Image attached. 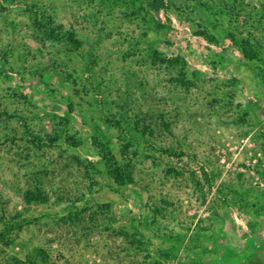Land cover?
<instances>
[{
  "label": "rangeland",
  "instance_id": "rangeland-1",
  "mask_svg": "<svg viewBox=\"0 0 264 264\" xmlns=\"http://www.w3.org/2000/svg\"><path fill=\"white\" fill-rule=\"evenodd\" d=\"M165 3L0 0V264H264V0Z\"/></svg>",
  "mask_w": 264,
  "mask_h": 264
},
{
  "label": "trees",
  "instance_id": "trees-1",
  "mask_svg": "<svg viewBox=\"0 0 264 264\" xmlns=\"http://www.w3.org/2000/svg\"><path fill=\"white\" fill-rule=\"evenodd\" d=\"M148 5L155 11L159 10H167L168 5L165 3V0H148ZM43 32L50 38H58V33L56 29L49 28L43 30ZM67 38L70 42H72L76 47H79V41L72 35L71 33L67 34ZM240 53L243 55V57L246 59V61L251 62L253 60H259L257 52L249 47H245L241 44L235 45ZM252 68V67H251ZM1 74V72H0ZM257 77L264 82V68H260L257 72ZM106 123H110L111 121L109 119H105ZM117 128H120V124L116 123L114 124ZM149 128V127H145ZM144 133V131H143ZM122 137V144H121V153L123 156V162L121 164L117 163L114 158L108 156L107 161L109 162L107 165V171L109 176L112 178L114 183L121 187L125 186L128 183L133 182V172H132V166L131 161L132 158L129 154L130 146L133 144V138L134 136L126 137L127 135H123ZM72 138L68 140V142L75 144L71 141ZM94 142L99 143V139L94 137ZM47 193L43 188L36 187L31 190H27L24 193V200L27 203L30 202H46L47 201ZM6 228V230L0 232V241L7 243V233L12 229H19V225H12ZM166 255V254H165ZM48 262V257L44 250L39 247H34L29 253L25 255L24 258H18L13 257L12 258V264H46ZM153 264H161L159 262H155ZM192 264H208L202 261H196Z\"/></svg>",
  "mask_w": 264,
  "mask_h": 264
}]
</instances>
